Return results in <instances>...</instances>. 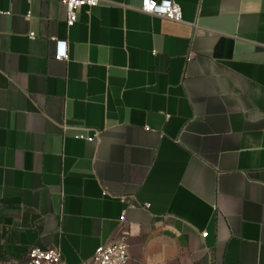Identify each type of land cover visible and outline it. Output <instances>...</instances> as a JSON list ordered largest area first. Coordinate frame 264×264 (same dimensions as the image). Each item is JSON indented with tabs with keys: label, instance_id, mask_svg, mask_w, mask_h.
<instances>
[{
	"label": "crops",
	"instance_id": "obj_1",
	"mask_svg": "<svg viewBox=\"0 0 264 264\" xmlns=\"http://www.w3.org/2000/svg\"><path fill=\"white\" fill-rule=\"evenodd\" d=\"M142 1L0 0V264H264V0Z\"/></svg>",
	"mask_w": 264,
	"mask_h": 264
},
{
	"label": "built area",
	"instance_id": "obj_2",
	"mask_svg": "<svg viewBox=\"0 0 264 264\" xmlns=\"http://www.w3.org/2000/svg\"><path fill=\"white\" fill-rule=\"evenodd\" d=\"M102 0H61L66 11V23L74 25L78 21L79 11L83 8H92L100 4ZM141 11L159 15L175 22H183L184 15L182 6L174 0H143ZM33 36V34H31ZM56 58L68 59V46L66 41L57 42ZM81 138L93 140L92 135H80ZM124 220V216L121 217ZM208 232L202 236L207 237ZM129 250L127 237L122 236L117 241L99 245L93 256L82 264H129ZM62 253L57 248L32 247L27 256L26 264H62Z\"/></svg>",
	"mask_w": 264,
	"mask_h": 264
}]
</instances>
